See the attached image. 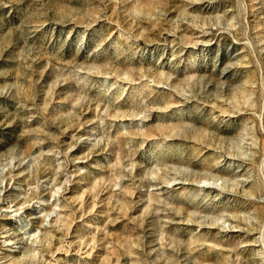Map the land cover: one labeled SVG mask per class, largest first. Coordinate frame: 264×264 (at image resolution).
<instances>
[{"label": "rangeland", "instance_id": "rangeland-1", "mask_svg": "<svg viewBox=\"0 0 264 264\" xmlns=\"http://www.w3.org/2000/svg\"><path fill=\"white\" fill-rule=\"evenodd\" d=\"M0 264H264V0H0Z\"/></svg>", "mask_w": 264, "mask_h": 264}]
</instances>
